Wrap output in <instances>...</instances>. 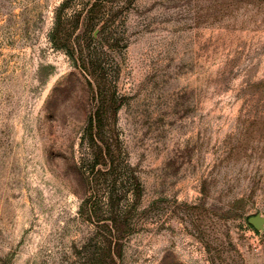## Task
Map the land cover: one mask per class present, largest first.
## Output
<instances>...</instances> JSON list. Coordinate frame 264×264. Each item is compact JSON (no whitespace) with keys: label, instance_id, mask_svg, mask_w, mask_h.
<instances>
[{"label":"rangeland","instance_id":"rangeland-1","mask_svg":"<svg viewBox=\"0 0 264 264\" xmlns=\"http://www.w3.org/2000/svg\"><path fill=\"white\" fill-rule=\"evenodd\" d=\"M0 264H264V0H0Z\"/></svg>","mask_w":264,"mask_h":264},{"label":"trees","instance_id":"trees-1","mask_svg":"<svg viewBox=\"0 0 264 264\" xmlns=\"http://www.w3.org/2000/svg\"><path fill=\"white\" fill-rule=\"evenodd\" d=\"M65 6V5H64ZM63 6V8H65ZM90 17L88 18V23H93L97 18L94 16L97 12H95V9L93 7L90 8ZM94 14V15H93ZM93 15V16H92ZM97 15V14H96ZM57 25L55 26V29L51 33V39L52 42L55 44L57 48H65L67 49V46L64 44H61L60 42V33H61V18L58 17ZM71 56L74 59V62L77 64V66H80L79 64V58L76 57L75 52L71 53ZM83 69L85 71H89L90 69L87 66V63L85 61H82ZM93 75V74H92ZM99 92H97L98 102L97 107L95 110H93L88 125L85 129V133L83 136V144H86L89 150H91L92 160H91V171L97 170L96 174H100L102 176H105V182H107L108 187V197H109V203L111 206V209H114L115 203V197H116V187L118 185L119 176L120 173L123 171L122 169V163L120 161L122 152L121 148L117 144V141L115 142L113 140V136L106 135V132L104 131V117L105 114H108V111H106V96H104V93L101 90V87H99ZM117 111V108H113V114ZM103 167L104 168H97V167ZM126 170V168H123ZM122 171V172H121ZM127 173V172H126ZM111 177V178H110ZM101 179V178H99ZM136 181L137 185V179L135 177H129V182L131 183L130 186L133 187L134 181ZM95 181L97 179L95 178ZM134 188V187H133ZM90 200V198H89ZM118 199L117 201H119ZM116 224V220L114 221ZM111 245V243H110Z\"/></svg>","mask_w":264,"mask_h":264},{"label":"water","instance_id":"water-1","mask_svg":"<svg viewBox=\"0 0 264 264\" xmlns=\"http://www.w3.org/2000/svg\"><path fill=\"white\" fill-rule=\"evenodd\" d=\"M258 221H259V219H258V218H254V219H252V222H253L254 224H257V223H258Z\"/></svg>","mask_w":264,"mask_h":264}]
</instances>
